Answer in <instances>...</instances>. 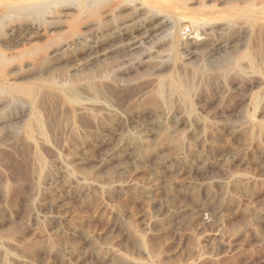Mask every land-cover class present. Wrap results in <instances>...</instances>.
<instances>
[{"label":"rangeland","instance_id":"374dc122","mask_svg":"<svg viewBox=\"0 0 264 264\" xmlns=\"http://www.w3.org/2000/svg\"><path fill=\"white\" fill-rule=\"evenodd\" d=\"M67 1L0 44V264H264V0Z\"/></svg>","mask_w":264,"mask_h":264},{"label":"bare ground","instance_id":"6f19581e","mask_svg":"<svg viewBox=\"0 0 264 264\" xmlns=\"http://www.w3.org/2000/svg\"><path fill=\"white\" fill-rule=\"evenodd\" d=\"M55 1H58V0H0V20H1V23H4L5 21H8V24H7V31H8V37H9V42H4L2 39L0 40V44L2 43L3 45H5V47L7 48V50H12L13 48H14V46H13V44L15 43V41L14 40H16V34L17 33H19L21 30H24V29H26V30H35L36 28H37V25H36V23L34 22V20L33 21H28V20H26V21H21V22H11V20L14 18L13 16H15V15H24V17H27V18H32V17H36V15L38 14V12L39 11H41V9L44 7V6H46V8H48L50 5H46L47 3H51L52 4V2H55ZM60 1H64V0H60ZM66 1L67 0H65V3H66ZM72 1V0H71ZM79 1V0H78ZM129 1V0H128ZM214 1V0H213ZM215 1H217V0H215ZM214 1V2H215ZM80 2V1H79ZM78 2V3H79ZM95 2H96V0H95ZM177 2V1H176ZM211 2V1H210ZM67 3H68V1H67ZM66 3V4H67ZM129 3V2H128ZM136 3V2H135ZM199 3V2H198ZM218 3V2H217ZM54 4V3H53ZM59 3H57V5H58ZM76 6H77V4H76V1H75V3H74ZM125 4V3H124ZM131 4H133V3H131ZM251 4V3H250ZM55 5V4H54ZM141 5H142V2H141ZM144 5V4H143ZM196 5H198V4H196ZM48 6V7H47ZM130 6V5H129ZM132 6V5H131ZM130 6V7H131ZM185 6V5H184ZM187 6V5H186ZM228 6V5H227ZM136 7V6H135ZM139 7H140V5H139ZM229 7V6H228ZM235 7V6H234ZM51 8V7H50ZM146 8V7H145ZM184 8H186V7H184ZM188 8V7H187ZM205 8V7H204ZM214 8V7H213ZM213 8H209V9H213ZM217 8H219V7H217ZM225 8V7H224ZM238 8V7H237ZM88 9V8H87ZM135 9H137V7L135 8ZM178 9V8H177ZM226 9H227V7H226ZM231 9V8H230ZM242 9V8H241ZM44 10V9H43ZM46 10V9H45ZM114 10V9H113ZM150 10V9H149ZM148 10V11H149ZM174 10V9H173ZM222 10V9H221ZM260 10V9H259ZM263 10V9H262ZM72 11V10H71ZM82 11V10H81ZM87 11V10H86ZM115 11V10H114ZM241 11V10H240ZM65 12V11H64ZM83 12V11H82ZM85 12V11H84ZM150 12V11H149ZM180 12V11H179ZM194 12V11H193ZM198 12V11H197ZM236 12V11H235ZM262 12H264V11H262ZM41 13H43V12H41ZM86 13V12H85ZM153 13V12H152ZM255 13V12H254ZM46 14V13H45ZM113 14V13H112ZM147 14V13H146ZM150 15H151V13H149ZM154 14V13H153ZM156 14H158V13H156ZM201 14V13H200ZM251 14H253L252 12H251ZM264 14V13H263ZM40 15V14H39ZM149 15V16H150ZM197 15V14H196ZM195 15V16H196ZM41 16V15H40ZM39 16V17H40ZM45 16V15H44ZM67 16V14H66V12H65V17ZM145 16H147V15H145ZM152 16V15H151ZM215 16H216V13H215ZM218 16V15H217ZM233 15H231V17H232ZM235 16V15H234ZM241 16V15H240ZM245 16V15H244ZM244 16H243V18H244ZM246 16H248L247 14H246ZM250 16V15H249ZM249 16H248V18H249ZM263 16V15H262ZM15 17H17V16H15ZM24 17H22V18H24ZM56 17V16H55ZM191 17V16H190ZM197 18H198V16H196ZM226 17V16H225ZM237 17V16H236ZM235 17V18H236ZM242 17V16H241ZM17 18H19V17H17ZM21 18V17H20ZM178 18V17H177ZM195 18V17H194ZM203 18V17H202ZM209 18V17H208ZM227 19L229 18V15H228V17H226ZM41 19V18H40ZM65 19V18H64ZM154 19V18H153ZM203 19H205V17L203 18ZM222 19V18H221ZM225 19V18H224ZM230 19V18H229ZM231 19H234V18H231ZM76 20V19H75ZM172 20V19H171ZM199 21L201 20V19H198ZM206 20V19H205ZM210 20H213V18L212 19H210ZM10 21V22H9ZM177 21V20H176ZM175 21V22H176ZM192 21H193V19H192ZM207 21H208V23H209V20L207 19ZM214 21V20H213ZM212 21V22H213ZM218 21H220V20H218ZM230 21V20H229ZM234 21V20H233ZM232 21V22H233ZM235 21H237V20H235ZM61 22H62V20H61ZM174 22V21H173ZM181 22V21H180ZM211 22V23H212ZM217 22V21H216ZM225 22V21H224ZM239 22V21H238ZM40 23H41V21H40ZM157 23V22H156ZM197 24L196 25H198L199 27L201 26L202 27V25L204 24V22H196ZM220 23V22H219ZM228 23V22H227ZM44 24V23H43ZM150 24V23H149ZM176 24V23H175ZM178 24V23H177ZM215 24V23H214ZM214 24H212V25H214ZM229 24V23H228ZM227 24V25H228ZM231 24V23H230ZM233 24V23H232ZM100 25V24H99ZM144 25H146V24H144ZM144 25H142V26H144ZM153 25V24H152ZM151 25V26H152ZM156 25V24H155ZM168 25H171V21H170V19L167 17V16H162V17H159L158 18V24H157V26H161L162 27V29H164L163 27H167ZM211 25V26H212ZM225 25V24H224ZM223 24H222V26H224ZM226 25V26H227ZM236 25V24H235ZM157 26H154V28L155 27H157ZM204 26H208V25H205L204 24ZM217 26V25H216ZM220 26V25H219ZM221 26V27H222ZM229 26V25H228ZM231 26V25H230ZM229 26V27H230ZM71 27H73V26H71ZM150 27V26H149ZM161 27H159L160 29H161ZM169 27V26H168ZM167 27V28H168ZM194 27V26H193ZM213 27V26H212ZM56 28V27H55ZM58 28V27H57ZM56 28V29H57ZM88 28V27H87ZM92 28V27H91ZM203 28V27H202ZM205 28V27H204ZM203 28V29H204ZM207 28V27H206ZM209 28H210V26H209ZM214 28V27H213ZM71 29V28H70ZM86 29V28H85ZM144 29H147V28H144ZM143 29V30H144ZM197 29H198V27H197ZM218 28H216V30H217ZM198 30H200V29H198ZM208 30V29H207ZM209 30H211V29H209ZM213 30V29H212ZM212 30H211V32H212ZM220 31H221V29H219ZM227 30V29H226ZM225 30V31H226ZM52 31V30H51ZM151 31V30H150ZM202 31V30H201ZM206 31V30H205ZM219 31V32H220ZM94 32H96L95 30H94ZM143 32V31H142ZM141 32V33H142ZM154 32H156L155 30H154ZM160 32H161V30H160ZM204 32V31H203ZM211 32H209L210 34H211ZM218 32V31H217ZM47 33V32H46ZM49 33V32H48ZM132 33V32H131ZM197 33V32H196ZM198 33H199V31H198ZM32 34V33H31ZM40 34V33H39ZM96 34V33H95ZM125 34V33H124ZM201 34V33H200ZM16 35V36H15ZM116 35V34H115ZM119 35V34H118ZM140 34H138V36H139ZM142 35V34H141ZM202 35V34H201ZM200 35V36H201ZM29 36V35H28ZM88 36H90L89 34H88ZM133 36V35H132ZM138 36H135V37H138ZM189 36H191V35H189ZM18 37V36H17ZM85 37H87V36H85ZM121 37V36H120ZM140 37V36H139ZM90 38V37H89ZM94 38V37H93ZM115 38V37H114ZM113 38V39H114ZM125 38V37H124ZM129 38V37H128ZM132 38V37H131ZM198 37V35H196V36H194V37H191L189 40V42H192V43H197V41L201 38H199ZM204 38V37H203ZM213 38V37H212ZM117 39V38H116ZM121 39V38H120ZM127 39V38H126ZM134 39V38H133ZM86 40V39H85ZM89 40V39H88ZM95 40V39H94ZM128 40V39H127ZM206 40V39H205ZM208 40V39H207ZM211 40V39H210ZM23 41V40H22ZM82 41V39L81 38H76V39H73V40H71V41H69L68 43H67V45H66V47L67 46H73V45H75V44H79L80 42ZM87 42V41H86ZM96 42V41H95ZM122 42V41H121ZM125 42V41H124ZM141 42V41H140ZM26 43V42H25ZM84 43V42H83ZM138 43V42H137ZM184 43V42H183ZM222 43V42H221ZM1 44V45H2ZM21 44V43H20ZM118 44V43H117ZM217 44H219V43H217ZM113 45V44H112ZM131 45H132V41H131ZM95 46V45H94ZM135 46V45H134ZM64 47V46H63ZM77 47V46H76ZM114 47V46H113ZM125 48V47H124ZM127 48V47H126ZM129 48V47H128ZM64 49V48H63ZM71 49H72V47H71ZM77 49V48H76ZM101 49V48H100ZM119 49H121L120 47H119ZM194 49H195V47H194ZM94 50V49H93ZM104 50V49H103ZM111 50V49H110ZM114 50V49H113ZM117 50V49H116ZM83 51V50H82ZM88 51V50H87ZM90 52V51H89ZM23 53V52H22ZM94 53V52H93ZM104 53V52H103ZM110 53H111V51H110ZM60 54V53H59ZM89 54V53H88ZM92 54V53H91ZM98 54V53H97ZM114 54V53H113ZM118 54V53H117ZM122 54V53H121ZM25 55V54H24ZM58 55V54H57ZM87 56V55H86ZM86 56H85V58H86ZM103 57V56H102ZM22 58V57H21ZM17 60H18V58H17ZM7 61V60H6ZM84 62H85V60H84ZM226 62V61H225ZM66 63V62H65ZM75 63V62H74ZM85 63H87V62H85ZM90 63H92V62H90ZM214 63V62H213ZM226 63H228V62H226ZM4 64V63H3ZM67 64H69V63H67ZM215 64V63H214ZM223 63H221V65H222ZM29 65V64H28ZM64 65V64H63ZM217 65V64H216ZM225 65V63L223 64V66ZM230 65V64H229ZM84 66V65H83ZM87 66V65H86ZM226 66H228L227 64H226ZM223 68V67H222ZM229 68V67H228ZM32 78V77H31ZM76 82H77V80H76ZM9 83V82H8ZM74 83V82H73ZM1 84V83H0ZM9 85V84H8ZM11 85V84H10ZM3 86V85H2ZM177 87V89H181L182 88V86H176ZM171 88V87H170ZM187 88V87H186ZM173 91V90H172ZM189 92V91H188ZM182 93V92H181ZM180 93V94H181ZM186 94V93H185ZM258 104V103H257ZM254 106V105H253ZM248 121V120H247ZM180 160V159H179ZM176 162H177V160H176ZM75 183V182H74ZM81 184V183H80ZM182 185V184H181ZM87 188V187H86ZM155 190V189H154ZM155 192V191H154ZM153 193V192H152ZM154 194V193H153ZM51 220H53V222L54 221H58V220H62V219H64L65 218V215L63 214V213H60V212H58L57 214H55V215H51ZM71 233V232H70ZM75 233V232H74ZM77 233V232H76Z\"/></svg>","mask_w":264,"mask_h":264}]
</instances>
